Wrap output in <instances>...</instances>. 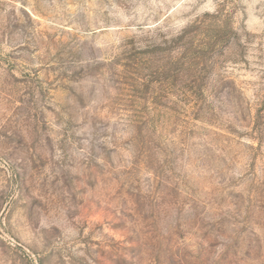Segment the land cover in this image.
<instances>
[{
  "label": "rangeland",
  "instance_id": "rangeland-1",
  "mask_svg": "<svg viewBox=\"0 0 264 264\" xmlns=\"http://www.w3.org/2000/svg\"><path fill=\"white\" fill-rule=\"evenodd\" d=\"M0 264H264V0H0Z\"/></svg>",
  "mask_w": 264,
  "mask_h": 264
}]
</instances>
